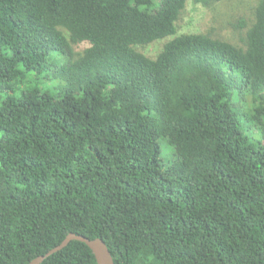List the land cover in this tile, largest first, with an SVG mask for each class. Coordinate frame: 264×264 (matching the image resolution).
Returning a JSON list of instances; mask_svg holds the SVG:
<instances>
[{
  "label": "trees",
  "instance_id": "1",
  "mask_svg": "<svg viewBox=\"0 0 264 264\" xmlns=\"http://www.w3.org/2000/svg\"><path fill=\"white\" fill-rule=\"evenodd\" d=\"M189 1L0 0V264H264V0L237 42Z\"/></svg>",
  "mask_w": 264,
  "mask_h": 264
},
{
  "label": "rangeland",
  "instance_id": "2",
  "mask_svg": "<svg viewBox=\"0 0 264 264\" xmlns=\"http://www.w3.org/2000/svg\"><path fill=\"white\" fill-rule=\"evenodd\" d=\"M258 0H229L207 8L203 5L193 4L189 1L185 16L179 23V34H199L213 32L217 36L239 40L240 32H236L229 26V23L241 19L242 17L251 19L252 9L256 6ZM165 41L158 42L149 46L144 53L149 57H156L162 49ZM249 136H254L263 141L262 136L253 130L246 132ZM161 158L166 163H172L177 159L174 150L164 141H160Z\"/></svg>",
  "mask_w": 264,
  "mask_h": 264
},
{
  "label": "water",
  "instance_id": "3",
  "mask_svg": "<svg viewBox=\"0 0 264 264\" xmlns=\"http://www.w3.org/2000/svg\"><path fill=\"white\" fill-rule=\"evenodd\" d=\"M72 241H78L84 243L93 252L97 264H115L112 253L103 239L101 238L90 239L86 236L77 235L74 233L69 234L59 246L48 252L46 255L38 257L30 264H42L47 258L63 250Z\"/></svg>",
  "mask_w": 264,
  "mask_h": 264
}]
</instances>
